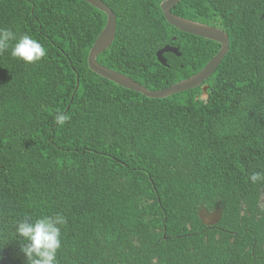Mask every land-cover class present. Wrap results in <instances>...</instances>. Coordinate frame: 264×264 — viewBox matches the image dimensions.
I'll return each instance as SVG.
<instances>
[{
	"label": "trees",
	"instance_id": "obj_1",
	"mask_svg": "<svg viewBox=\"0 0 264 264\" xmlns=\"http://www.w3.org/2000/svg\"><path fill=\"white\" fill-rule=\"evenodd\" d=\"M103 1L118 27L98 61L148 89L191 78L221 50L170 25L165 0ZM172 11L230 36L207 101L202 88L150 99L93 73L107 16L83 0H0V28L47 53L34 64L0 54V264H28L16 221L56 214L57 264H264V181L248 179L264 175V0ZM166 46L181 56L164 66ZM202 207L223 209L216 225Z\"/></svg>",
	"mask_w": 264,
	"mask_h": 264
},
{
	"label": "water",
	"instance_id": "obj_2",
	"mask_svg": "<svg viewBox=\"0 0 264 264\" xmlns=\"http://www.w3.org/2000/svg\"><path fill=\"white\" fill-rule=\"evenodd\" d=\"M83 1L99 11H102L107 16L106 26L94 43L88 57V66L93 73L125 89L141 93L150 99H167L174 95L189 92L198 88H202L203 94L201 100L207 101L209 99L208 90L210 86L207 82L217 71L220 64L230 51V36L224 29L174 14L172 10L183 0L163 1L161 8L170 25L184 33L216 42L221 45V50L198 74L172 85L169 88L151 90L133 78L113 70L98 61L99 56L109 50L116 41L118 18L114 10L103 0ZM166 53H174L177 56H181L179 48L166 46L157 54L159 62L164 66H167V59L165 58ZM260 206L264 209V193L260 197ZM217 212L218 213L212 215H209L206 211L201 212L200 218L203 223L208 226L215 225L219 222L221 216V212Z\"/></svg>",
	"mask_w": 264,
	"mask_h": 264
},
{
	"label": "clouds",
	"instance_id": "obj_3",
	"mask_svg": "<svg viewBox=\"0 0 264 264\" xmlns=\"http://www.w3.org/2000/svg\"><path fill=\"white\" fill-rule=\"evenodd\" d=\"M10 48L11 56L26 64L37 63L47 55L44 46L30 35L24 34L17 38L16 33L11 29L0 28V54ZM68 120L69 116L63 113H58L55 116V123L60 126H63ZM248 179L255 184L264 181V175L254 172L249 175ZM204 211L209 215L218 213L217 211L221 212V216L223 213V209L220 207L212 211L202 207L200 213ZM65 223L66 219L60 214L39 218L26 215L22 220L16 221L15 234L18 240L25 241L20 245V251L26 257L28 264H57V252L61 248V227ZM249 241H251V244L248 248H251L253 254H255L257 239L254 237ZM257 257L258 259L262 258L258 255Z\"/></svg>",
	"mask_w": 264,
	"mask_h": 264
},
{
	"label": "flooded vegetation",
	"instance_id": "obj_4",
	"mask_svg": "<svg viewBox=\"0 0 264 264\" xmlns=\"http://www.w3.org/2000/svg\"><path fill=\"white\" fill-rule=\"evenodd\" d=\"M262 208V207H261ZM210 227H212V226H210Z\"/></svg>",
	"mask_w": 264,
	"mask_h": 264
}]
</instances>
